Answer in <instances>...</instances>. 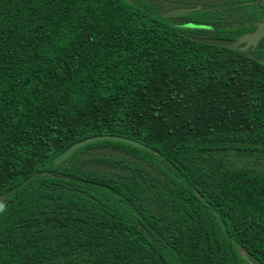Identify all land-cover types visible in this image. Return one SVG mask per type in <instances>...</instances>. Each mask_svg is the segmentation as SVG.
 I'll list each match as a JSON object with an SVG mask.
<instances>
[{
	"label": "trees",
	"instance_id": "obj_1",
	"mask_svg": "<svg viewBox=\"0 0 264 264\" xmlns=\"http://www.w3.org/2000/svg\"><path fill=\"white\" fill-rule=\"evenodd\" d=\"M261 22L264 0H0V264H264V38L192 39ZM97 136L145 148L55 163Z\"/></svg>",
	"mask_w": 264,
	"mask_h": 264
},
{
	"label": "water",
	"instance_id": "obj_2",
	"mask_svg": "<svg viewBox=\"0 0 264 264\" xmlns=\"http://www.w3.org/2000/svg\"><path fill=\"white\" fill-rule=\"evenodd\" d=\"M195 9L196 8H177V9L168 11L167 13H165V16L175 17V16L186 14V13H190L194 11ZM263 38H264V23L261 22L257 24V27L253 32L244 34L235 41H230V40H225V39L205 38V37H197V38H192V39L196 42L207 44V45H215V46H220V47L232 49V50L239 49L240 51H247L250 48L254 49L259 43V41ZM258 61L260 63H264V59H260ZM103 140L123 141V142L134 144L138 147L145 148L141 144L131 141L129 139H124V138L115 137V136H97V137L87 138L85 140L72 144L65 151H63L56 157L55 163L57 164L61 163L62 161L67 159L75 150L79 149L80 147L86 144L93 143L96 141H103Z\"/></svg>",
	"mask_w": 264,
	"mask_h": 264
}]
</instances>
